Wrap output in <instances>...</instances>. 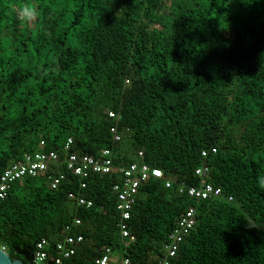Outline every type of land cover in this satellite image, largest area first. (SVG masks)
<instances>
[{
  "label": "trees",
  "instance_id": "trees-1",
  "mask_svg": "<svg viewBox=\"0 0 264 264\" xmlns=\"http://www.w3.org/2000/svg\"><path fill=\"white\" fill-rule=\"evenodd\" d=\"M29 5L38 15L26 22ZM262 53L264 0H0V173L27 153L59 155L0 200V245L28 262L40 239L63 240L80 218L74 231L84 240L63 264H96L108 246L130 264H155L194 206L172 264H264ZM105 148L116 168L146 163L164 173L139 186L132 242L117 227L121 171L91 174L82 189L65 163ZM59 171L66 177L51 188ZM203 182L222 195L180 192ZM70 192L93 206H77Z\"/></svg>",
  "mask_w": 264,
  "mask_h": 264
},
{
  "label": "built area",
  "instance_id": "built-area-1",
  "mask_svg": "<svg viewBox=\"0 0 264 264\" xmlns=\"http://www.w3.org/2000/svg\"><path fill=\"white\" fill-rule=\"evenodd\" d=\"M110 117H117V113L111 111ZM115 141L120 140V135L116 127L112 128ZM73 143L70 138L66 144L65 149H70ZM45 142H41L44 146ZM213 152L217 148L211 149ZM209 151L204 150L202 155L206 157ZM140 155L142 153L140 152ZM59 155L56 151H45L43 149L34 154L27 153L21 161H17L7 167L0 173V200H4L9 195L11 186L18 180L24 177H37L40 174L47 172L51 163L58 162ZM65 163L68 169L72 170L75 175L81 178L80 188L87 187L86 179L91 174L106 175L115 170H120L123 179L120 183L115 184L114 190L118 193L117 208L120 212V218L117 227L120 231L123 241L132 242L136 240V236L131 233L129 221L131 219L133 206L135 204L138 189L142 181L152 177L163 178L164 173L160 168H151L146 163H132L127 167L116 168L113 163V151L110 148L102 150L100 155L83 154L78 155L71 153L66 158ZM210 168L208 166H201L196 169V174L205 177ZM66 174L59 171V173L50 176L51 188H57L65 179ZM172 181L167 180L166 185L170 187ZM180 192H186L189 196L196 200H204L210 197H218L222 195V188L217 187L212 183L203 182L200 185H186L181 184ZM70 200L77 206L92 207L93 200L86 198L79 192H70ZM232 200V197L229 198ZM196 207L191 206L186 210L182 218L179 220L177 226L169 234L167 242L164 244V255L159 258L155 264H172L173 259L177 256L181 244L190 234L193 229L196 219ZM82 224L80 218H75L73 226H68L64 239L58 242H51L47 238L40 239L36 243L33 253L34 264H63L64 261L69 260L77 252L78 246L83 242V235L74 231L76 227ZM0 249L7 251L4 245H0ZM114 250L111 247L106 249L96 259V264H130L128 257L121 254V258L115 259L113 257Z\"/></svg>",
  "mask_w": 264,
  "mask_h": 264
},
{
  "label": "water",
  "instance_id": "water-1",
  "mask_svg": "<svg viewBox=\"0 0 264 264\" xmlns=\"http://www.w3.org/2000/svg\"><path fill=\"white\" fill-rule=\"evenodd\" d=\"M0 264H34L33 257L25 262L21 259H12L7 251L0 249Z\"/></svg>",
  "mask_w": 264,
  "mask_h": 264
},
{
  "label": "clouds",
  "instance_id": "clouds-1",
  "mask_svg": "<svg viewBox=\"0 0 264 264\" xmlns=\"http://www.w3.org/2000/svg\"><path fill=\"white\" fill-rule=\"evenodd\" d=\"M38 15L35 7L29 5L23 8V19L27 21H31ZM264 54V53H262ZM261 68H264V64L261 65ZM260 187L264 188V181H261Z\"/></svg>",
  "mask_w": 264,
  "mask_h": 264
},
{
  "label": "rangeland",
  "instance_id": "rangeland-1",
  "mask_svg": "<svg viewBox=\"0 0 264 264\" xmlns=\"http://www.w3.org/2000/svg\"><path fill=\"white\" fill-rule=\"evenodd\" d=\"M113 257L115 258V259H117V258H121V253L120 252H118V251H115L114 252V254H113Z\"/></svg>",
  "mask_w": 264,
  "mask_h": 264
}]
</instances>
